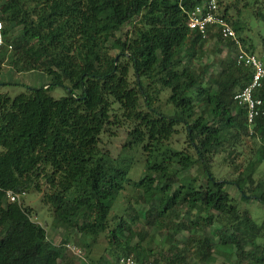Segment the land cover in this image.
Instances as JSON below:
<instances>
[{
    "label": "trees",
    "instance_id": "1",
    "mask_svg": "<svg viewBox=\"0 0 264 264\" xmlns=\"http://www.w3.org/2000/svg\"><path fill=\"white\" fill-rule=\"evenodd\" d=\"M206 1L0 2L5 41L0 63L49 76L45 85H25L12 96L0 93V264H71L64 247L74 234L84 245L87 238L103 233L115 238L125 231L124 241L115 240L121 249L117 262L132 255L139 264H191L187 256L196 254L201 263L220 256L228 264H264V213L255 220L238 202L254 199L264 210V177L256 175L264 162V79L254 90L261 112L250 133L245 106L233 96L250 81L251 68L234 63L237 46L229 39L211 28L203 38L187 27L188 12ZM217 4L241 47L264 61V0L253 12V38L239 36L247 21L238 13L232 18L228 4L221 10ZM12 25L18 27L14 35ZM214 37V51H225L217 69H211L212 62L190 64L201 59L205 42ZM58 87L65 94L54 97ZM161 95L167 110L158 104ZM179 127L185 134L181 144ZM113 128L125 131L115 157L101 144V135ZM244 137L260 144L243 165L235 158ZM138 152L143 174L135 181L130 171ZM221 153L236 176L218 174L215 157ZM190 168L193 177L182 174ZM228 183L239 191L238 201ZM127 185L155 195L156 202L130 222L118 216L110 228L109 215ZM8 190L41 193L51 225L64 232L59 244L31 218V206L8 201ZM141 200L139 192L135 201ZM127 207L132 209L130 202ZM139 218L142 228L136 234L159 229L166 250L144 247L140 240L131 244L130 223ZM182 230L188 236L179 248L175 236Z\"/></svg>",
    "mask_w": 264,
    "mask_h": 264
},
{
    "label": "rangeland",
    "instance_id": "2",
    "mask_svg": "<svg viewBox=\"0 0 264 264\" xmlns=\"http://www.w3.org/2000/svg\"><path fill=\"white\" fill-rule=\"evenodd\" d=\"M3 0H0L2 2ZM219 8L223 9L225 5H229V12L233 16L232 18H237L235 16L237 13L239 14V19L242 22H248V26L241 32L239 36H250L253 38L255 36L257 26L254 24V10L257 5H260V0H219ZM264 7V6H263ZM12 34L14 35L18 27L16 25L11 26ZM128 28V25L125 26L121 32L125 31ZM119 35V33L117 34ZM215 37L209 39L205 42V53L201 56L200 60H191L189 63L193 66L204 63H213L211 69H217V60L220 57L225 56V51L222 53L215 52ZM111 40L107 41V44H112ZM243 48V47H242ZM244 49V48H243ZM245 50V49H244ZM186 60V59H184ZM49 82V76L45 73L39 71H26V72H16L11 67L6 65V62L0 63V93H8L9 95H14L23 89L25 85L30 87H39L41 85H45ZM65 94V90L61 87L55 88L52 91V95L54 97H59ZM166 95H161L160 101L158 102L160 108L163 110H167L169 108V104L165 102ZM112 134L104 133L101 135V144L102 146L109 151V155L111 157H115L122 146V143L125 139V131L124 128H113ZM116 132V133H115ZM115 133V134H114ZM184 131L181 127H179V133L177 134V144H181L184 140ZM260 144V141L257 139H253L250 137H244L243 142L239 145L238 150H240V154L235 158L237 164H245L246 160L251 157V153L257 148ZM223 153L217 155L215 157V164L218 165L219 175L224 174L226 177L232 178L236 176L237 171H235L233 165L228 164V162L222 161ZM214 164V165H215ZM241 165V169L242 166ZM142 168H143V156L138 152L133 159L132 168L130 171V176L133 180L137 181L140 177H142ZM239 168V169H240ZM238 169V170H239ZM189 174L191 177L195 175V169L190 168L187 171L182 172V174ZM257 177H264V162L259 166L257 170ZM198 180H202L201 177ZM227 191L231 194L233 198L237 201L239 200L240 193L232 184H226ZM140 192L143 196V200L140 202H136V195ZM41 193H38L34 190H30L25 193L22 197L21 201L23 204L27 206H31L33 208V212L31 213V218L36 222L43 225L46 230V237L54 244H59L60 240L63 236V230H54L51 225V213L48 209V206L41 202ZM155 195L144 194L143 188L136 189L132 185H127L125 189L121 192L118 200L116 201L110 215H109V226L112 228L115 226L117 221L119 220L118 216H120L126 222H130V218L132 215L136 214L139 210H146L148 208V204L152 202H156ZM131 204V208L129 209L127 205ZM240 206L248 208L251 216L256 220L261 219L263 215V208L260 203L255 201L254 199L249 200L248 202L238 201ZM183 218L189 219L190 214L182 215ZM142 219H136L134 222H131L132 228L135 231V235L131 240V244L139 241L144 247H150L152 250H157L158 248H162L166 250L169 246L168 241H166V236L161 233V231L155 227L151 228L149 234H144L143 236H138L136 231L142 228ZM212 227H208L205 232L206 234H210ZM127 232L125 231L122 234H117L115 238H110L108 233H103L99 235L96 239L90 240L85 239L84 245L80 243L79 235L74 234L72 238L66 243L68 247H64L65 253L71 259V264H118L116 256L121 255V249L117 247L115 240L124 241ZM188 236L187 230L179 231L175 238L177 242L174 244L179 248H183L185 244V240ZM65 245V246H67ZM190 250V248H189ZM75 252V253H74ZM171 252V251H170ZM188 260L191 264H228V261L220 256H216V260L211 263H201L196 254H190L187 256Z\"/></svg>",
    "mask_w": 264,
    "mask_h": 264
},
{
    "label": "built area",
    "instance_id": "3",
    "mask_svg": "<svg viewBox=\"0 0 264 264\" xmlns=\"http://www.w3.org/2000/svg\"><path fill=\"white\" fill-rule=\"evenodd\" d=\"M187 27L196 30L201 37L206 38L208 28L217 32L222 38L229 39L236 44L237 49L232 54L233 61L236 65H242L251 68L252 76L240 90L235 92L233 98L239 104L245 106L246 123L251 133L254 120L261 112V100L254 95V90L260 86L261 80L264 79V61L253 53L244 50L241 47L237 33L231 25L223 18L218 9L217 0H207L203 5L196 6L188 12ZM3 22L0 19V46L4 45ZM21 194L6 191L8 201H21ZM75 253V252H74ZM118 264H139L134 260L132 255H122L118 259ZM154 264H164L158 262Z\"/></svg>",
    "mask_w": 264,
    "mask_h": 264
}]
</instances>
